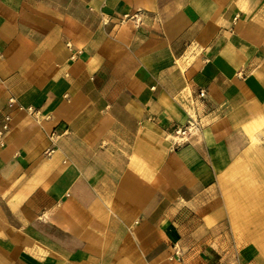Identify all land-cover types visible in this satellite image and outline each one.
Returning a JSON list of instances; mask_svg holds the SVG:
<instances>
[{"label":"crops","instance_id":"obj_1","mask_svg":"<svg viewBox=\"0 0 264 264\" xmlns=\"http://www.w3.org/2000/svg\"><path fill=\"white\" fill-rule=\"evenodd\" d=\"M261 143L264 0H0V264H264Z\"/></svg>","mask_w":264,"mask_h":264},{"label":"rangeland","instance_id":"obj_2","mask_svg":"<svg viewBox=\"0 0 264 264\" xmlns=\"http://www.w3.org/2000/svg\"><path fill=\"white\" fill-rule=\"evenodd\" d=\"M261 144L264 146V143ZM259 150L264 151V148ZM261 151L244 156L241 163L226 176V197L231 214L230 237L237 241L239 247L241 244H253L264 254V209L260 216L258 210H251L247 205V197L242 192L245 184H258L262 180L264 152Z\"/></svg>","mask_w":264,"mask_h":264},{"label":"built area","instance_id":"obj_3","mask_svg":"<svg viewBox=\"0 0 264 264\" xmlns=\"http://www.w3.org/2000/svg\"><path fill=\"white\" fill-rule=\"evenodd\" d=\"M198 95L200 97H204L205 90H199ZM199 128V121L196 119H190L185 125L178 127L174 133L176 136L177 144L185 142L187 140V137L190 134L197 132Z\"/></svg>","mask_w":264,"mask_h":264}]
</instances>
